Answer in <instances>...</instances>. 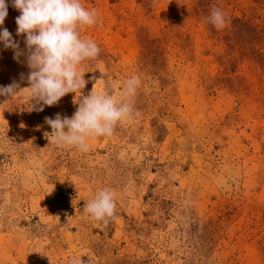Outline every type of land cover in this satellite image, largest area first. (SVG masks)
Masks as SVG:
<instances>
[{"label":"rangeland","instance_id":"374dc122","mask_svg":"<svg viewBox=\"0 0 264 264\" xmlns=\"http://www.w3.org/2000/svg\"><path fill=\"white\" fill-rule=\"evenodd\" d=\"M6 3L23 54L0 44V86L20 84L0 96V264H264V0H82L100 55L51 107L23 90ZM133 76L139 115L111 136L87 152L45 137V117L71 118L92 90L119 98ZM102 188L107 224L84 211Z\"/></svg>","mask_w":264,"mask_h":264},{"label":"clouds","instance_id":"9594fccd","mask_svg":"<svg viewBox=\"0 0 264 264\" xmlns=\"http://www.w3.org/2000/svg\"><path fill=\"white\" fill-rule=\"evenodd\" d=\"M6 0H0V44L12 49L13 59L18 60L22 51L12 34L4 28L8 14ZM20 15L16 17V35L25 37L27 53V75L29 87L24 88L37 103L53 106L66 94L75 93L85 87L82 64L86 60H95L100 55V47L91 39L82 37L81 31L98 24V14L86 9L82 0H12V5ZM218 30L226 23L224 13L214 9L209 17ZM23 74L21 79H23ZM140 85L138 77L124 81L119 98L107 91L94 92L82 96L78 108L71 118L45 117V123L51 128V142L59 147L75 148L87 152L88 141L102 136H111L121 121L139 115L135 111L132 98ZM20 84L16 81L0 86V96L12 97L17 94ZM33 107V106H32ZM43 111V107L37 109ZM84 211L94 221L108 223L116 212L114 194L110 189L102 188L84 205ZM74 264H80L74 261Z\"/></svg>","mask_w":264,"mask_h":264}]
</instances>
